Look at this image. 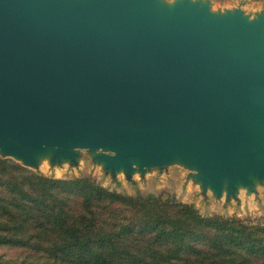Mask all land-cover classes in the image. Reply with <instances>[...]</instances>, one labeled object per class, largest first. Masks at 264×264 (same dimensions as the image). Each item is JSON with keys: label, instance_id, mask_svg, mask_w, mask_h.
<instances>
[{"label": "water", "instance_id": "95a60500", "mask_svg": "<svg viewBox=\"0 0 264 264\" xmlns=\"http://www.w3.org/2000/svg\"><path fill=\"white\" fill-rule=\"evenodd\" d=\"M85 153L113 179L178 165L204 202L259 198L264 11L0 0V156L43 174Z\"/></svg>", "mask_w": 264, "mask_h": 264}, {"label": "trees", "instance_id": "16d2710c", "mask_svg": "<svg viewBox=\"0 0 264 264\" xmlns=\"http://www.w3.org/2000/svg\"><path fill=\"white\" fill-rule=\"evenodd\" d=\"M0 264H264V223L0 156Z\"/></svg>", "mask_w": 264, "mask_h": 264}, {"label": "rangeland", "instance_id": "374dc122", "mask_svg": "<svg viewBox=\"0 0 264 264\" xmlns=\"http://www.w3.org/2000/svg\"><path fill=\"white\" fill-rule=\"evenodd\" d=\"M211 1L212 7L215 10L240 7L252 16L260 11H264V0ZM38 171L55 178L87 176L99 181L110 190H117V192L122 194L131 196L153 194L156 197H171L178 202L195 204L204 215L222 214L239 216L264 223V190L259 193V198L243 199L236 205H225L222 201L216 202L212 199L204 202L197 196L198 189L196 186L188 183L186 180L189 171L178 165L171 166L163 173L152 171L147 173L143 178L137 174L132 181H128L123 174L119 175L116 179L105 174L101 167L93 163L91 156L85 153L78 166L64 164L54 167L48 161H44ZM9 254L14 256L12 253ZM9 254H6V257H10Z\"/></svg>", "mask_w": 264, "mask_h": 264}]
</instances>
